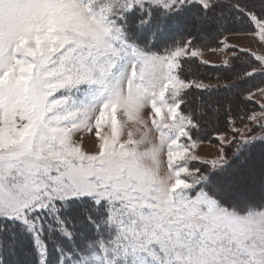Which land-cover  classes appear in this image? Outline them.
Masks as SVG:
<instances>
[{
	"label": "snow or ice",
	"instance_id": "6c2138e0",
	"mask_svg": "<svg viewBox=\"0 0 264 264\" xmlns=\"http://www.w3.org/2000/svg\"><path fill=\"white\" fill-rule=\"evenodd\" d=\"M249 32L264 0H0V264H264V55L197 48Z\"/></svg>",
	"mask_w": 264,
	"mask_h": 264
},
{
	"label": "rangeland",
	"instance_id": "374dc122",
	"mask_svg": "<svg viewBox=\"0 0 264 264\" xmlns=\"http://www.w3.org/2000/svg\"><path fill=\"white\" fill-rule=\"evenodd\" d=\"M225 42L235 48H243L247 50L249 53H255L256 55H264V41H261L258 36H255L253 34L249 33H236V34H225L224 36L220 35H212L207 38L206 41H197V48L201 51L202 56L198 58L199 60L206 61L207 64H201L205 66L206 68H209L210 66L213 67L219 66L223 64V62L229 58L231 53L224 47ZM205 82V81H204ZM208 84H213V82H205ZM254 86V85H252ZM250 87V85H248ZM221 95H225V93H221ZM228 96L233 98V93H227ZM233 96V97H232ZM253 102H249V104L246 105L248 111L252 112L255 111L256 113L260 112V108L258 105L264 104V94H261L260 92H256V94L252 97ZM150 109L144 110V119L149 121V128L151 129L149 134V139L156 141V138L158 137V133L152 128L150 123ZM222 114V113H221ZM119 120H126L125 117L122 115H118ZM224 123L223 120L217 122L213 121L208 127H206L202 133H201V143L199 144V147L197 151L204 156H212L216 152V144H215V129L218 126H222ZM139 129V131H137ZM133 131L136 135V138H139L141 132L144 131V129L135 123L127 122L124 127V137L126 138L128 131ZM102 131L107 132L108 129H102ZM80 137L83 138L84 146L87 150L91 151L93 148V141L95 139L94 135L89 134L87 132L80 134ZM79 138V137H78ZM142 147H147V145H144Z\"/></svg>",
	"mask_w": 264,
	"mask_h": 264
},
{
	"label": "trees",
	"instance_id": "16d2710c",
	"mask_svg": "<svg viewBox=\"0 0 264 264\" xmlns=\"http://www.w3.org/2000/svg\"><path fill=\"white\" fill-rule=\"evenodd\" d=\"M187 67V66H186ZM218 67V66H217ZM200 73L202 74L201 78L205 81V82H213L214 85L215 84H221L223 85L225 83L224 77H223V73L220 71H217L214 67L210 66L209 68H206L205 66L201 65L200 66ZM217 77H219V79H217ZM259 81H255L254 84H258ZM254 86L250 85L249 88H252ZM234 96V97H233ZM232 99H236V96L233 95ZM249 104V102H245V103H240L239 107L241 109H243L244 111H248L246 105Z\"/></svg>",
	"mask_w": 264,
	"mask_h": 264
}]
</instances>
